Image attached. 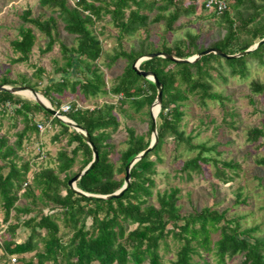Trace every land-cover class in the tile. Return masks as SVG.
Segmentation results:
<instances>
[{
  "label": "trees",
  "instance_id": "obj_1",
  "mask_svg": "<svg viewBox=\"0 0 264 264\" xmlns=\"http://www.w3.org/2000/svg\"><path fill=\"white\" fill-rule=\"evenodd\" d=\"M185 1L40 0L41 7L50 9L55 16L46 20L32 18L30 10L22 16L23 21L33 27L22 25L19 37L11 42L14 53L18 55L13 63L29 61L37 40L35 30L46 36V51H50L57 42L59 20L64 30L74 37L76 46L69 48L63 42L59 44L65 60L63 66L56 68L61 76L56 81H49L42 91L38 89V83L43 80L42 68L34 74L36 83L26 77L13 80L5 76L0 80V86L33 88L55 110L89 134L99 159L75 183L82 192L106 196L119 191L124 185V178H118V175H125L130 162L151 144L150 108L158 91L153 81L134 71L133 64L138 59L165 53L184 60L210 49L236 55L264 39V0H220L226 8L222 12L214 9L210 14L213 19L218 18L221 30L218 40L210 46H203L201 33L189 31L185 38L169 46L168 35L184 27L183 19L190 20L196 14L197 1L202 10H207L208 0H188L190 5H185ZM106 17L117 29V48L114 54H109L105 65L111 67L119 59L126 61L125 68L111 81L110 87L98 65L104 56L103 43L94 32L105 33V27L98 24ZM159 23H163L165 29L162 42L157 45L151 34L152 26ZM137 35V44L129 50L124 48V40ZM252 61L264 65V44L233 59L209 53L193 63L174 62L162 56L142 61L139 70L153 72L162 85L161 109L157 116L158 142L131 168L130 186L123 195L110 200L76 194L69 186V181L93 160L91 147L78 132L51 116L36 102L0 91V207L4 212L3 224H8L5 230L8 237L0 240V264H12L13 257H17L16 262L21 264H209L204 260V253L213 254L216 264H227V260L238 257H242L240 264H264V238L254 235L256 227L242 230L239 218L228 217V210L203 208L183 214L178 204L179 188L156 192L158 206L150 203L154 196L156 164L162 161L160 152L163 146L171 140L174 151L181 147L199 151L195 157L183 162L179 170L187 180H191L194 173H203L204 166L210 163L216 166L218 179L229 180L218 166V161L205 155L215 150V146L194 144L192 138L181 130L185 115L183 107L191 97L196 96L202 105L207 100H217L225 109V97L213 88L215 79L212 71H216L226 82V68L230 76L245 77ZM251 91L262 93L264 83L254 81ZM68 92L78 94L86 101L109 94L118 97V100L94 108L72 102L69 110L64 112L61 99ZM250 102L254 104L253 99ZM125 106L136 114L145 112L149 130L145 134H137L135 129L127 128V147L118 152L116 163L112 160V154L117 149L113 136L121 126L116 112L132 117ZM224 114L233 115L226 110ZM39 115L43 119L40 122L36 120ZM4 121L8 122L10 129L22 125L14 133L12 143L8 134L2 133L6 125ZM40 125L46 126V129L48 126L60 128L51 139L54 144L67 138L54 156L45 150L40 141ZM263 136L264 128L252 127L247 141L254 144ZM36 139L38 152L34 158L41 160L40 165L46 161L47 166L43 164L37 168L35 162L19 155L25 141ZM258 163L264 165V158ZM77 164L79 167L74 170ZM237 166L234 162L223 164L224 168ZM242 197L238 193L236 203H244ZM22 200L26 203L19 204ZM34 212L36 215H32ZM58 221L62 222V226ZM20 228L29 230L23 241H17ZM64 229H69L71 236ZM66 236L69 238L66 239ZM170 238L178 245V250L175 260L166 263L160 254V247L164 244L168 249ZM31 253H34L33 258L26 259L25 255ZM195 256L198 261H195ZM201 259L203 262H200Z\"/></svg>",
  "mask_w": 264,
  "mask_h": 264
},
{
  "label": "rangeland",
  "instance_id": "obj_2",
  "mask_svg": "<svg viewBox=\"0 0 264 264\" xmlns=\"http://www.w3.org/2000/svg\"><path fill=\"white\" fill-rule=\"evenodd\" d=\"M196 4V14L190 20L183 19L184 27L168 35L169 46L173 45L177 40L185 38L189 31L201 33V44L203 46H210L219 39L221 30L217 23L218 18L213 19L210 16L212 11L208 8L207 10L204 8L202 10L200 2L197 1ZM185 5H190V2L186 0ZM28 10L32 12V18L41 17L46 20L50 16H55L50 9L41 7L40 0H0V80L5 76L13 80L26 77L36 83L37 80L34 78V74L38 68H42L44 70L43 80L38 83V89L42 91L49 81H56L61 76L60 72H56V68L63 66L65 60L59 44L63 42L71 48L76 46V41L72 35L64 30V25L59 20L58 36L56 35L57 42L50 51H46L48 44L46 36L35 30L37 40L29 61L27 63H13V59L18 55L14 53L11 42L19 37V29L22 25L33 27L22 19V16ZM98 26H103L106 29L105 33L94 30L104 47V56L98 61V65L105 74L110 87L111 81L121 74L125 68L126 61L119 59L111 67L105 65L109 54H114L117 48V29L113 26L109 17H106ZM164 29L163 23L152 26L151 37L157 45L162 42ZM138 37L137 35L134 38H126L123 44L124 48L129 50L136 45ZM225 70L226 82L220 78L216 71H212L215 79L213 88L225 97V109L217 100H207L206 104L202 105L198 97L193 96L183 107L185 115L181 122V130L192 138L194 144L206 143L208 147L215 146V150L206 152L205 155L218 161V166L224 170L229 180L222 181L216 177V166L213 163L205 165L203 173H194L192 179L187 180L186 175L181 174L179 170L183 162L195 157L199 151H188L183 147L174 151V143L171 140L165 143L160 152L162 161L156 164L157 173L154 176V196L150 203L158 206L156 192L179 188L180 201L178 204L182 207L183 214L200 211L203 208H212L218 211L228 210V217L239 218L242 230L256 227L257 231L254 232V235L264 238V165L258 163L259 159L264 158V136L254 144L247 141L248 131L252 127L264 128V91L256 94L251 91V84L254 81L264 83V65H260L257 61H252L249 65V72L245 77L230 76L228 69L226 68ZM9 87H13V85ZM16 95L35 102L33 98L27 97L22 93ZM40 95L43 96L42 94ZM250 99H253L254 104L250 102ZM61 100V108L68 107L72 102L78 103L85 108H94L106 102L116 103L118 97L109 94L86 101L78 94L74 95L68 92ZM125 109L130 112L131 118L119 111L116 112L121 122L118 132L113 136V143L117 145V149L112 154V160L116 163L118 152L127 147V128L135 129L137 134H145L149 130V120L145 112L136 114L128 106H125ZM151 110L150 108V113ZM225 110L229 113L232 112L233 115L226 116L224 114ZM36 120L39 122L43 120L42 115L37 116ZM4 122L6 125L2 133H7L12 143L15 140L14 133L20 130L22 125L18 124L17 128L10 129L8 122ZM46 128L42 131L40 141L45 145V150H48L54 156L61 146L67 142V138H64L60 143L54 144L51 139L60 128L58 126H48V129ZM38 139L25 141L24 149L19 153L25 160L35 162L37 168L43 164L46 165V161L40 165L39 162L41 160L38 159L37 161L34 158L38 152ZM152 159L156 161L155 156ZM224 162H234L238 166L236 168H224ZM78 167L79 164L75 166L74 170H77ZM124 176L121 174L118 175V178H125ZM30 178H32V175ZM238 193L242 194L241 200H245L244 203H236ZM21 203L25 204L26 201H19V204ZM39 206L42 207L41 203H39ZM32 215H36V212ZM3 219L4 212L0 207V240L3 237H8L5 231L8 224H3ZM58 223L62 226L61 221H58ZM63 231L71 236L69 229H64ZM28 234V229L20 228L17 241H23ZM69 236L65 238L68 239ZM214 237H217V235H214ZM167 243L169 244L168 249L165 248L164 244L160 247V254L166 263L170 260H175L178 250V245L171 238L168 239ZM33 256L34 253H31L25 255V258L30 259ZM241 258L227 260V264H240ZM194 259L195 261L199 260L197 256ZM204 260L208 261L209 264H216V259L211 253H204ZM201 261L203 262V259ZM11 263L21 264V262L13 261Z\"/></svg>",
  "mask_w": 264,
  "mask_h": 264
},
{
  "label": "water",
  "instance_id": "obj_3",
  "mask_svg": "<svg viewBox=\"0 0 264 264\" xmlns=\"http://www.w3.org/2000/svg\"><path fill=\"white\" fill-rule=\"evenodd\" d=\"M264 44V39L259 41L257 44L253 45L251 48H249L248 50L236 54V55H227L224 52L218 50V49H210V50H206L202 53H200L199 55L192 57V58H188V59H184V60H180V59H176L171 57L168 54L165 53H155V54H150L148 56L142 57L140 59H138L134 64H133V69L134 71L140 75L143 76L146 79H149L151 81H153L156 85L157 91H158V95L156 98V101L152 104L151 106V120H152V126H151V132H152V138H151V144L150 146L147 148V150H145L144 152H142L141 154H139L137 157H135L130 164L126 167V173H125V178H124V185L123 187L117 191L114 194L111 195H106V196H102V195H91V194H87L82 192L81 190H79L76 187V182L84 175H86L93 167L94 165L98 162V151L95 147V145L91 142L90 136L89 134L83 130L79 125H77L76 123H74L73 121L69 120L68 118L64 117L60 112H58L57 110H55L51 103L49 101H47L44 97L43 99L48 102V104L44 101H42L39 98V94L36 92V90H34L31 87L28 86H13V87H9V86H0V91H7L10 92L12 94H19V93H26V92H30L33 95V99L34 101L40 106L42 107L47 113H49L51 116L59 119L60 121H62L63 123H65L66 125H68L70 128L74 129L76 132H78L83 139L87 142V144H89V146L92 149L93 152V160L92 162L82 171L79 172L76 176H74L72 178L71 181H69V186L70 188L79 195L85 196V197H89V198H98V199H104V200H110L113 198H119L123 195V193L127 190V188L130 186V170L133 167V165L139 161L140 159H142L143 157H145L149 152H151V150L156 146L157 142H158V135H157V116L160 112L161 109V102H162V85L161 83H159L157 77L155 76V74L151 71H142L139 70V65L141 64L142 61H144L145 59L148 58H153L155 56H162V57H166V58H170L171 60H173L174 62H188V63H193L195 61H197L200 57L209 54V53H214L217 54L223 58L226 59H233V58H238L240 56H243L245 54H248L250 52H252L253 50L257 49L260 45ZM155 106H158V111L157 114H154L153 112V108Z\"/></svg>",
  "mask_w": 264,
  "mask_h": 264
},
{
  "label": "built area",
  "instance_id": "obj_4",
  "mask_svg": "<svg viewBox=\"0 0 264 264\" xmlns=\"http://www.w3.org/2000/svg\"><path fill=\"white\" fill-rule=\"evenodd\" d=\"M202 1H206V0H202ZM206 7L211 11H213L214 9H217L218 11L222 12L226 8V4L220 0H208L206 3ZM68 110H69V106L63 108V111H65V112H67ZM45 127L46 126H44V125L39 126L41 131H43L45 129ZM12 261L16 262L17 257H13Z\"/></svg>",
  "mask_w": 264,
  "mask_h": 264
},
{
  "label": "bare ground",
  "instance_id": "obj_5",
  "mask_svg": "<svg viewBox=\"0 0 264 264\" xmlns=\"http://www.w3.org/2000/svg\"><path fill=\"white\" fill-rule=\"evenodd\" d=\"M22 94H24V95H26L27 97H30V98H33V95L30 93V92H24V93H22ZM39 94V93H38ZM39 98L44 102L45 100L43 99V96H41L40 94H39ZM46 102V101H45ZM47 104H48V102H46ZM157 111H158V106H155L154 108H153V112H154V114H157Z\"/></svg>",
  "mask_w": 264,
  "mask_h": 264
},
{
  "label": "clouds",
  "instance_id": "obj_6",
  "mask_svg": "<svg viewBox=\"0 0 264 264\" xmlns=\"http://www.w3.org/2000/svg\"><path fill=\"white\" fill-rule=\"evenodd\" d=\"M195 57V56H194ZM192 58V57H191ZM62 110H63V108H62ZM58 112H60V111H58ZM65 112V111H64ZM61 113V112H60ZM62 114V113H61ZM63 115V114H62ZM64 117H66L65 115H63ZM67 118V117H66ZM70 120V119H69Z\"/></svg>",
  "mask_w": 264,
  "mask_h": 264
}]
</instances>
